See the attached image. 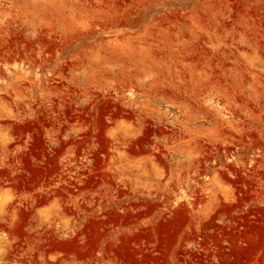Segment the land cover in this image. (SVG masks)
<instances>
[{"label": "rangeland", "instance_id": "rangeland-1", "mask_svg": "<svg viewBox=\"0 0 264 264\" xmlns=\"http://www.w3.org/2000/svg\"><path fill=\"white\" fill-rule=\"evenodd\" d=\"M0 264H264V0H0Z\"/></svg>", "mask_w": 264, "mask_h": 264}]
</instances>
